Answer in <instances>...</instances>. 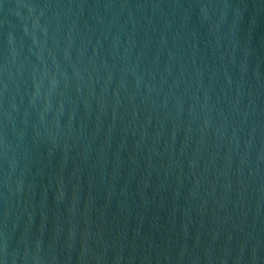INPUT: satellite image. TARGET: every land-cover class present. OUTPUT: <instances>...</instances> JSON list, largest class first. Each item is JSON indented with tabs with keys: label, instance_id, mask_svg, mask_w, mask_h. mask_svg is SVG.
<instances>
[{
	"label": "water",
	"instance_id": "1",
	"mask_svg": "<svg viewBox=\"0 0 264 264\" xmlns=\"http://www.w3.org/2000/svg\"><path fill=\"white\" fill-rule=\"evenodd\" d=\"M0 264H264V0H0Z\"/></svg>",
	"mask_w": 264,
	"mask_h": 264
}]
</instances>
